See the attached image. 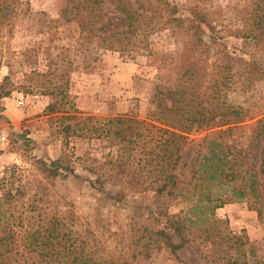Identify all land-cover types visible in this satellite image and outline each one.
<instances>
[{"label": "trees", "instance_id": "obj_1", "mask_svg": "<svg viewBox=\"0 0 264 264\" xmlns=\"http://www.w3.org/2000/svg\"><path fill=\"white\" fill-rule=\"evenodd\" d=\"M196 1L190 7L191 21L201 34L184 24L177 5L170 0H109L114 8L110 12L102 9L104 0H66L61 9L65 21L78 24L82 41L97 38L105 50L146 53L157 71L162 68L160 63L163 67L172 64L166 54L158 55L152 48V38L163 30L169 32L174 43L180 41L186 50L196 52L192 58L189 53L179 60L180 66L168 68L171 80L167 85H155L150 99L153 108L147 118L71 114L70 107H66L68 80L57 81L56 73L49 69L37 72L34 87L52 97L45 109L49 113L62 112V119L67 120L60 126L67 149L71 136L101 138L110 147L116 146L102 162L86 154L76 156L84 169L94 175L87 178L91 187L104 192L106 183L112 181L132 192L152 193L153 207L146 208L147 218L156 226L140 228L137 224L133 233L135 242H142L140 255L147 257L150 249L161 245L176 252L189 242L197 251H201V246H210L211 254L204 259L213 264H257L256 247L246 231L233 234L228 217L216 214V209L225 203L246 196V190L240 186L225 187L241 174L232 167L244 164L241 148L232 149L235 144L222 141L218 135L229 133L242 121L241 107L227 100V91L245 90L253 80L262 79L264 67L233 70L232 52L227 45H216L234 35L264 46V0H249L251 7L247 5L246 16L241 17L243 29L234 34L231 30H213L205 23V0ZM203 24L210 29L208 34ZM205 36L208 43L203 40ZM174 69L177 70L172 73ZM7 95L1 89L0 97ZM194 126L214 128L218 137L203 139L189 164L191 174L186 187L179 179L177 167L186 133ZM204 147L206 153L200 151ZM73 154L71 151L50 160L38 158L37 172L31 177H25V170L16 164L3 168L0 264H126L119 263L90 225L81 220L70 204L55 197L50 188L54 178L67 176ZM245 173L249 177L248 192L258 197L257 173L252 168ZM173 201L182 203L176 212L169 210ZM137 208L142 210V206ZM257 214L261 216L262 212L257 209Z\"/></svg>", "mask_w": 264, "mask_h": 264}, {"label": "rangeland", "instance_id": "obj_2", "mask_svg": "<svg viewBox=\"0 0 264 264\" xmlns=\"http://www.w3.org/2000/svg\"><path fill=\"white\" fill-rule=\"evenodd\" d=\"M65 1L0 0V88L8 92L7 96L0 97V130L8 138L0 151V176L5 166L16 164L25 170V177H31L37 172L38 158L57 159L73 151L68 164L71 170L66 171L67 176H58L50 181V188L55 197L70 204L81 220L90 225L119 263L213 264L204 259L205 255L211 254L210 246H201V251H197L189 242L176 252L161 245L150 249L147 257L140 255L142 242H135L133 233L137 224L141 225L140 228L156 226L147 218V209L153 207L152 193L132 192L112 181L106 183L104 192L91 187L87 178L94 175L84 169L76 156L86 154L102 162L116 146L110 147L107 140L101 138L71 136L69 147L73 150L67 149L60 129L67 120L62 119V112L49 113L45 108L52 97L34 87L37 72L44 73L49 69L56 73L57 81L68 80L66 107H70L69 113L98 118L127 116L145 119L153 108L150 99L155 85H167L171 80L168 68L175 64L180 66L179 60L189 53L192 58L196 52L186 50L180 41L174 43L169 32L163 30L152 38V48L158 55L166 54L172 64L163 67L160 63L162 68L157 71L146 53L132 55L105 50L97 38L82 41L78 24L61 17ZM170 1L177 5L184 24L199 34L190 14V7L197 1ZM247 5L250 9L249 0H205L202 4L207 9L205 23H209L213 30H231L232 34L241 32L244 23L241 17L246 16ZM101 7L107 12L114 9L109 0H104ZM204 30L208 34L210 29L204 25ZM203 40L209 42L207 36ZM224 45L233 54V70L264 67V46L234 35L219 40L216 46L221 48ZM5 76L8 79L4 80ZM227 100L241 107L242 121L235 124L229 133L221 135L215 133L214 128L194 126L186 133L177 173L183 180L182 184L189 187V164L207 137L219 136L222 141L235 144L232 149L241 148L239 153L244 156V164L239 168L232 165L241 174L225 187L236 189L240 186L246 190V196L225 203L216 209V214L228 217L233 234L246 231L256 247L257 264H264V77L253 80L245 90H228ZM206 149L204 147L200 151L206 153ZM250 168L259 177L256 183L258 197L248 192L249 177L245 171ZM138 206H142V210ZM181 206V202L173 201L169 210L176 212ZM257 209L262 212L261 216Z\"/></svg>", "mask_w": 264, "mask_h": 264}, {"label": "built area", "instance_id": "obj_3", "mask_svg": "<svg viewBox=\"0 0 264 264\" xmlns=\"http://www.w3.org/2000/svg\"><path fill=\"white\" fill-rule=\"evenodd\" d=\"M18 105H20V103ZM7 142V135L4 131L0 130V151L6 146Z\"/></svg>", "mask_w": 264, "mask_h": 264}, {"label": "crops", "instance_id": "obj_4", "mask_svg": "<svg viewBox=\"0 0 264 264\" xmlns=\"http://www.w3.org/2000/svg\"><path fill=\"white\" fill-rule=\"evenodd\" d=\"M5 112V111H4Z\"/></svg>", "mask_w": 264, "mask_h": 264}]
</instances>
